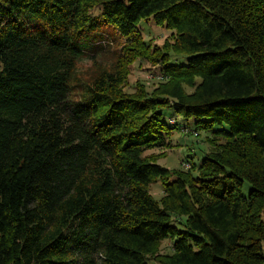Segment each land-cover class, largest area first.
<instances>
[{
	"label": "trees",
	"instance_id": "obj_1",
	"mask_svg": "<svg viewBox=\"0 0 264 264\" xmlns=\"http://www.w3.org/2000/svg\"><path fill=\"white\" fill-rule=\"evenodd\" d=\"M263 211L264 0H0V264H264Z\"/></svg>",
	"mask_w": 264,
	"mask_h": 264
},
{
	"label": "rangeland",
	"instance_id": "obj_2",
	"mask_svg": "<svg viewBox=\"0 0 264 264\" xmlns=\"http://www.w3.org/2000/svg\"><path fill=\"white\" fill-rule=\"evenodd\" d=\"M139 26L142 29V32L146 38L152 39L153 42L163 43L165 38L169 35L171 30L166 27L157 24L152 19H141L139 21ZM92 57L90 53L84 55L81 61V69H85L87 66H91ZM154 64H151L147 61L137 60L132 66V71L129 76V82L126 86L127 89L134 91L135 90V81L139 78L146 82V85L152 89L159 80L160 76L151 75L149 72L153 70ZM172 117H176L178 120L182 119L180 113H174L171 109H168L165 115L169 121ZM206 131L202 130L200 134H192L187 132V130H182L180 128L175 129L171 139L173 146L168 148H154L148 152L161 153L162 150H165V155H162L158 158V161L162 164H165L171 168L180 167L188 168L190 164L183 158L192 155L193 160L200 161L204 156L206 150H210L212 145L206 140ZM251 188V183L247 180L244 181L242 190L244 193H248ZM151 190L156 198H160L163 195V186L160 180L153 182L151 184ZM264 218V211H263ZM172 248L171 240H163L160 244L161 251H169ZM151 264H159L156 260L152 259Z\"/></svg>",
	"mask_w": 264,
	"mask_h": 264
},
{
	"label": "built area",
	"instance_id": "obj_3",
	"mask_svg": "<svg viewBox=\"0 0 264 264\" xmlns=\"http://www.w3.org/2000/svg\"><path fill=\"white\" fill-rule=\"evenodd\" d=\"M152 75V74H151ZM161 74H158V75H156V76H160ZM161 78H162V75H161Z\"/></svg>",
	"mask_w": 264,
	"mask_h": 264
}]
</instances>
